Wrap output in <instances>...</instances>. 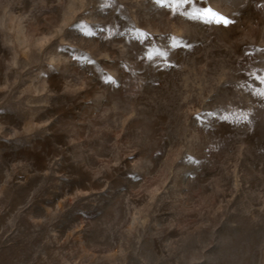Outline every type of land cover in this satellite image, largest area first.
<instances>
[{
  "label": "rangeland",
  "instance_id": "1",
  "mask_svg": "<svg viewBox=\"0 0 264 264\" xmlns=\"http://www.w3.org/2000/svg\"><path fill=\"white\" fill-rule=\"evenodd\" d=\"M261 78L264 0H0V264H264Z\"/></svg>",
  "mask_w": 264,
  "mask_h": 264
},
{
  "label": "snow or ice",
  "instance_id": "2",
  "mask_svg": "<svg viewBox=\"0 0 264 264\" xmlns=\"http://www.w3.org/2000/svg\"><path fill=\"white\" fill-rule=\"evenodd\" d=\"M157 3H163V0H156ZM169 3L172 2V0H168ZM182 2H187V0H182ZM201 15L206 18V22H211L213 19H215L216 23H222L224 25H228L230 23H232L231 20H229L228 18L224 17L223 15H219L218 13L214 12L212 9H206L204 12L201 13ZM88 34H92V33H88ZM141 37L146 36L145 33L141 32L140 33ZM150 58V57H149ZM109 79H111L109 77ZM262 82H264V78H261ZM260 95H264V93H260ZM244 119H247V116L244 117Z\"/></svg>",
  "mask_w": 264,
  "mask_h": 264
}]
</instances>
